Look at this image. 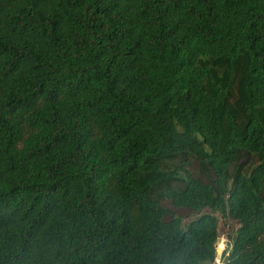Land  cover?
Wrapping results in <instances>:
<instances>
[{"label": "trees", "instance_id": "16d2710c", "mask_svg": "<svg viewBox=\"0 0 264 264\" xmlns=\"http://www.w3.org/2000/svg\"><path fill=\"white\" fill-rule=\"evenodd\" d=\"M264 264V0H0V264Z\"/></svg>", "mask_w": 264, "mask_h": 264}, {"label": "rangeland", "instance_id": "374dc122", "mask_svg": "<svg viewBox=\"0 0 264 264\" xmlns=\"http://www.w3.org/2000/svg\"><path fill=\"white\" fill-rule=\"evenodd\" d=\"M214 214L217 218V237L219 238L217 246H219L221 249H224V252L221 258H219L218 253H215V257L210 264H217V261H219L220 264H225L224 257L228 248V245L225 241L228 240V236L232 232V229L235 227V224L231 219L221 215L219 212H215Z\"/></svg>", "mask_w": 264, "mask_h": 264}, {"label": "water", "instance_id": "95a60500", "mask_svg": "<svg viewBox=\"0 0 264 264\" xmlns=\"http://www.w3.org/2000/svg\"><path fill=\"white\" fill-rule=\"evenodd\" d=\"M218 242H219V238L216 237V239H215V241H214V245H215V253H218L219 258H221L222 255H223L224 249H221L219 246H217V243H218ZM225 242H226V244H227L228 241H225Z\"/></svg>", "mask_w": 264, "mask_h": 264}, {"label": "clouds", "instance_id": "9594fccd", "mask_svg": "<svg viewBox=\"0 0 264 264\" xmlns=\"http://www.w3.org/2000/svg\"><path fill=\"white\" fill-rule=\"evenodd\" d=\"M217 264H220V262H219V261H217Z\"/></svg>", "mask_w": 264, "mask_h": 264}]
</instances>
